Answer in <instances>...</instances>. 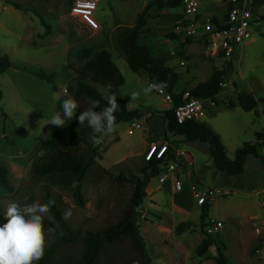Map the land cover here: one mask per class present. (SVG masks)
I'll return each instance as SVG.
<instances>
[{
	"label": "rangeland",
	"instance_id": "374dc122",
	"mask_svg": "<svg viewBox=\"0 0 264 264\" xmlns=\"http://www.w3.org/2000/svg\"><path fill=\"white\" fill-rule=\"evenodd\" d=\"M6 1L0 0V55H7L11 66L0 74V166L6 168L7 179L16 190L8 192L0 187V205L4 211L12 201L21 205L34 201L45 203L44 196L48 192L63 210L72 209L73 215L67 222L74 228L96 230L115 222L133 186L130 183L119 184L111 176L141 174L145 164V143L149 139H164V111L169 104L154 91L148 95L143 93L142 90L148 86L146 74L133 72L123 56L120 59L114 56V51L120 52L114 38L121 28L138 23L143 12L142 29L144 35H149L153 46L150 51H160L168 56L170 51L181 48L179 39L166 40L163 35L173 30L174 21L161 11L163 9L149 5L153 0H100L94 17L101 24V29L91 31L70 14L69 0H10L17 7ZM223 9L220 0H198L200 12L218 14ZM256 10L264 18V4ZM253 30L252 38L240 45L230 58L205 55L203 43L194 42L187 49L196 53L188 55V58L175 53L167 59L178 75L174 86L176 91L207 80L213 70L222 69L226 61H230L227 85L218 94L217 103H206L207 111L202 119L219 135L229 158H234L236 148L244 142H255L257 134L264 135L263 104L259 101L264 96V37L261 35L264 33V20L254 25ZM100 46L113 53V60L124 78L118 95L128 101L129 108L140 109L142 116L117 123L114 134L106 136L101 143H93L104 152L97 163L110 173L105 174L98 168L90 171L83 187L85 204L79 207L72 191L62 190L47 181L31 183L30 164L33 157L41 153L39 139L47 138L53 130L66 126L51 125L50 120L56 113V97H70L65 87L81 65L76 58L77 51ZM162 48L166 51L163 52ZM187 49L184 48V52ZM180 60L185 64L180 65ZM196 64L203 65L204 70ZM23 66L42 70L45 74L54 73L53 83L58 89L54 91L53 83L30 73ZM230 80H233L232 85ZM98 88L105 98L110 96L104 88L99 85ZM240 91L258 100L256 108L245 111L237 104ZM132 92L140 93L135 101H131ZM76 101L80 105L79 114L91 108L90 99ZM229 102L236 105L228 108L226 103ZM132 122L139 123L141 128L128 133L127 127ZM168 136L177 142L176 148L187 152L183 158L187 162L186 168L198 176L202 187L227 188L233 193L217 197L209 207L207 217L221 219L223 225L216 234L207 235L204 229L206 219L205 222L201 220L198 207L195 206L191 214L172 210L169 194L165 191L156 193L151 188L156 179L151 178L138 207L136 222L153 264H216L215 245L210 246L204 255L197 253V247L206 236L224 245L227 264H261L255 256V249L264 241V137L257 148L258 156H247L244 171L229 176L214 167L205 144L182 142L181 137ZM182 172L178 170L179 174ZM181 179L185 181V176ZM152 194L155 197L151 200L149 196ZM179 224L182 227L177 230ZM256 228L261 231L256 233L257 237L253 235ZM52 240V235L48 234L46 247ZM128 245L127 240L115 245L122 259L132 256ZM107 257L106 253L102 264Z\"/></svg>",
	"mask_w": 264,
	"mask_h": 264
},
{
	"label": "trees",
	"instance_id": "16d2710c",
	"mask_svg": "<svg viewBox=\"0 0 264 264\" xmlns=\"http://www.w3.org/2000/svg\"><path fill=\"white\" fill-rule=\"evenodd\" d=\"M7 3L17 7L13 1L7 0ZM70 3L73 0H69ZM264 0H255L257 4H263ZM149 5H155L159 9L166 7L176 8L180 6V0H153ZM148 6V5H147ZM144 13L140 15L139 22L133 26H126L120 29L114 38L116 46L123 55L128 67L135 73L146 74L148 82H164L166 89L172 93L173 103L169 109L164 111L165 125L162 131L164 138H169L168 134L181 137L182 142H199L206 145L214 167L229 176L240 174L244 171V162L249 155L258 156V146L261 144L260 134L255 142H244L236 148L234 158H229L219 135L204 121L188 120L178 123L174 118L173 106L181 102V93L174 92V85L178 75L172 67H169L164 57L152 55L148 46L140 44L143 37ZM212 21L215 22L214 18ZM43 19L41 23H43ZM264 37V33H262ZM189 37V36H188ZM192 38V37H191ZM191 39H187L190 41ZM77 60L81 65L75 69L74 75L67 78L66 91L72 99L84 101L90 99L92 104L99 101L100 105L95 110L102 111L108 106L107 99L103 96L98 85L104 88L109 95L117 97L119 109L115 113L117 123L131 121L142 116V112L137 108H129L128 101L118 95L119 87L124 83V78L120 73L117 64L112 59V53L103 46L84 47L77 51ZM11 66L7 55H0V74ZM230 61H226L222 69H215L209 78L199 82L190 89L192 95L206 98L217 103V95L222 91L220 82L229 77ZM23 69L34 75H38L49 83H53V74H45L42 70H30L23 66ZM69 68V65H67ZM53 90L56 86L53 83ZM66 97H60L56 101V112L62 113L61 104ZM237 104L245 111H251L256 108L258 100L251 94L240 91L237 95ZM263 104L264 96L259 98ZM235 102L226 103L228 108H233ZM92 107V105H91ZM78 110V109H77ZM76 115L72 120L66 122L62 129H55L47 138L39 139L40 154H36L30 164V182L38 184L40 181H47L53 186H58L62 190L72 191L73 198L79 207L85 204L83 198V187L90 171L94 168L100 169L103 173L110 172L100 167L97 159H102L103 151L98 146H94L90 137L93 130L87 122L83 125L78 123L79 116ZM176 146L177 142L171 140ZM107 151V149H105ZM104 150V151H105ZM175 158L173 149H169L166 158L163 160L151 159L145 161L140 175L131 174L114 175L111 179L119 184L130 183L132 191L126 204L120 208V214L115 222L105 224L103 227L91 230H81L72 227L67 221L62 219L63 208L48 192L45 193V203L50 199L56 201L51 207L50 213L56 223L44 219V228L55 229L52 235L53 240L45 248L44 257L36 264H102V258L108 254L104 264H153L151 256L145 246V241L140 234L136 218L138 216V207L146 195L145 188L151 178L161 172V164L166 160ZM264 158V156L262 157ZM112 175V174H111ZM110 176V175H109ZM0 187L8 192H15V187L8 181L6 168L0 166ZM211 205L201 207V220H207V212ZM3 209L0 205V224L6 220L3 215ZM182 224L176 228L179 230ZM209 235V234H207ZM127 240V249L131 257L122 259L117 253L118 243ZM216 246V264H227L224 255V245L216 243L211 236H206L197 247V253L201 256L208 251L209 247ZM224 248V250H223ZM121 256V257H120Z\"/></svg>",
	"mask_w": 264,
	"mask_h": 264
},
{
	"label": "built area",
	"instance_id": "2783aa9c",
	"mask_svg": "<svg viewBox=\"0 0 264 264\" xmlns=\"http://www.w3.org/2000/svg\"><path fill=\"white\" fill-rule=\"evenodd\" d=\"M100 0H73L70 6V14L77 18L91 31L101 29V24L94 17V11ZM225 5V13L222 20L215 24L210 17H202L198 11V0H180L181 16L174 22L173 32L186 37H199L205 43V53L217 56L222 53L224 58H230L240 45L248 41L253 33V26L258 25L255 10V0H221ZM184 64L183 61L180 62ZM152 82H148V85ZM226 81L220 82L223 88ZM66 90V89H65ZM163 97L170 106L173 96L166 88L154 91ZM211 100L200 98L191 94L189 89L181 92V102L173 106L174 118L178 123L188 120L202 121L206 114V103ZM141 128L139 123L132 122L127 127V132ZM169 149H173L175 158L166 160L161 164V172L154 176L160 189L168 188L171 192H181L189 182L188 189L193 195L197 205H211L219 196L233 193L231 189L202 187L197 181L193 171L186 168L184 161L186 151L176 148L168 139L150 141L144 150V160H163ZM178 170L183 171L182 174ZM185 176V181L181 178ZM222 221L215 217H209L204 226L206 234L213 235L219 232ZM258 234L260 228H256ZM255 256L261 264H264V241L255 249Z\"/></svg>",
	"mask_w": 264,
	"mask_h": 264
},
{
	"label": "clouds",
	"instance_id": "9594fccd",
	"mask_svg": "<svg viewBox=\"0 0 264 264\" xmlns=\"http://www.w3.org/2000/svg\"><path fill=\"white\" fill-rule=\"evenodd\" d=\"M167 85L164 82L150 83L142 91L145 95L153 91L162 92ZM139 92L131 93V101L139 97ZM108 106L97 112L100 102L94 101L91 108H86L77 117L78 123L83 125L87 122L93 130L90 137L93 143H101L103 139L117 131V117L115 113L119 109L117 97L113 94L107 98ZM79 103L67 98L62 101L61 112L53 114L50 120L51 125L57 127L65 126L67 121L73 119ZM54 199L47 203L34 201L21 205L18 201L9 202L4 208L5 223L0 224V264H36L45 255L47 235L53 234L55 229L49 228L47 233L44 228V219L47 217L52 223H56L50 215V209L55 205ZM73 215L72 209H65L62 219L68 221Z\"/></svg>",
	"mask_w": 264,
	"mask_h": 264
},
{
	"label": "crops",
	"instance_id": "0c3cea01",
	"mask_svg": "<svg viewBox=\"0 0 264 264\" xmlns=\"http://www.w3.org/2000/svg\"><path fill=\"white\" fill-rule=\"evenodd\" d=\"M221 1V0H220ZM222 2V1H221ZM223 3V2H222ZM264 4V3H263ZM263 4H257L256 6H255V10H254V12H255V14H256V16H258L260 19H261V21H263L264 20V18H262L261 17V14H259L258 12H257V7L259 6V5H263ZM224 5V4H223ZM168 10H170V12H168ZM162 12H164V13H167V15H169L170 17H171V19L175 22V20L177 19V18H179L180 16H181V11H180V8L179 7H176V8H169V7H166V8H163V10H161ZM224 13H225V5H224V9L221 11V12H219L218 14H211V13H207V12H200L199 11V14H200V16H202V17H204V16H206V17H210V18H214V20H215V22L214 21H212L213 23H215V24H218L221 20H222V18H223V16H224ZM205 18V17H204ZM260 21V20H259ZM260 21V22H261ZM259 22V23H260ZM258 23V24H259ZM134 24L132 23V24H129V26H133ZM254 31V30H253ZM144 34H145V32H143ZM262 33L263 32H261V35H262ZM143 34V37H142V39L139 41L140 43H142L143 45H146V46H148L149 47V49L150 50H152V48H153V46H152V44H151V41L148 39V37H149V35L147 36V35H144ZM164 35V38L167 40V39H179V41H180V50H173V51H170L169 52V54H168V56L166 55H164V54H162V52H160V51H158V52H156V53H153V52H151L152 53V55H160V56H162V57H164L165 58V60H166V63H167V65L169 66V67H172V66H170L169 64H168V61H167V59H169L171 56H174V54L176 53L177 54V56H180L181 55V57H182V54L184 55L183 57H186V58H188V55H190V54H192L193 52L194 53H196V51H194V50H188L187 49V47H190L192 44H194V42L195 43H197V44H199L200 42L201 43H203L202 45L204 46V49L202 50V52L205 54V55H208V54H206L205 53V43L199 38V37H186V36H184V35H180V34H176L175 32H173V30L172 31H170V32H168L167 33V35L166 34H163ZM252 38V37H251ZM250 38V39H251ZM187 39H191L190 41H187ZM249 39V40H250ZM184 48H186L187 49V52L185 51L184 52ZM191 48V47H190ZM162 49H164V48H162ZM201 50V49H200ZM114 51V50H113ZM166 51V49H164L163 50V52H165ZM198 52V51H197ZM114 56H117L119 59L120 58H122L121 56H123L119 51H114ZM218 57L219 56H221V58L223 57V55H222V53H220L219 55H217ZM212 57H216V56H212ZM112 59H113V53H112ZM225 59V58H224ZM114 61V60H113ZM181 61H183V60H180L179 61V64H180V62ZM184 62V61H183ZM185 64V63H184ZM183 64V65H184ZM181 65V64H180ZM199 66L200 68H201V70H204V66L203 65H201V64H196V66ZM214 71V70H213ZM212 71V72H213ZM226 81V80H225ZM200 82H202V81H200ZM177 83V82H176ZM176 83H175V85H176ZM199 83V82H198ZM197 83V84H198ZM66 84V80H64V83H63V85H65ZM197 84H195V85H197ZM229 84L230 85H232L233 84V80H230L229 81ZM174 85V86H175ZM195 85H193V86H190V87H188L187 89H189V88H191V87H194ZM55 86H56V90L58 89V86L55 84ZM66 88V87H65ZM55 90V91H56ZM183 90H186V88H183V89H181V90H179V91H176L175 90V88H174V92H176V93H181ZM190 90V89H189ZM218 96V95H217ZM58 97L59 96H57L56 97V101H57V99H58ZM56 101H55V105H56ZM212 103H214V102H212ZM168 106H170V105H168ZM167 106V108H169ZM166 108V109H167ZM56 110V109H55ZM260 142L262 143V139H263V137H264V135L263 134H261L260 133ZM149 138H150V136H149ZM164 139H168L169 141H171V140H173V139H171V138H164ZM163 139V140H164ZM150 141H152L151 139H149V142ZM149 142H146L145 143V148L144 149H146V147H147V145H148V143ZM172 142V141H171ZM253 143V142H252ZM142 150V149H141ZM187 166V165H186ZM196 176V175H195ZM196 178H197V181L199 182V183H202L201 181H200V179L198 178V176H196ZM188 185H189V182L188 181H186V184H185V188H184V190L183 191H181V192H171V191H169V189L166 187V188H163V189H160L159 188V185H157V183L156 184H154V183H152L151 184V188L152 189H154V190H156L157 192L156 193H159V192H161V191H165L166 193H168L169 194V196H170V204H171V206H170V208L173 210H175V211H179V212H183V213H186V214H191V213H193V211H194V207L195 206H197L198 207V213L201 211V206H199V205H197L196 204V202H195V200H194V198H193V195H192V193L190 192V190L188 189ZM262 191H264V189L262 190ZM150 198H151V200H152V198L153 197H155V194H152L151 196H149ZM151 203H152V201H150ZM152 205H155L154 203H152ZM253 217V216H252ZM216 218V217H215ZM216 219H218V218H216ZM218 220H221V219H218ZM256 227H258V226H256ZM254 231V230H253ZM257 232H255L254 231V233H253V235H255V237H257V234H256ZM253 235H252V238H254L253 237ZM249 237H251V236H249ZM248 239H250V238H248ZM248 239H247V241H248Z\"/></svg>",
	"mask_w": 264,
	"mask_h": 264
}]
</instances>
